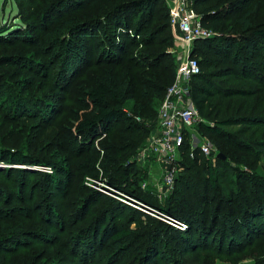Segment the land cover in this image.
Listing matches in <instances>:
<instances>
[{"label":"trees","instance_id":"trees-1","mask_svg":"<svg viewBox=\"0 0 264 264\" xmlns=\"http://www.w3.org/2000/svg\"><path fill=\"white\" fill-rule=\"evenodd\" d=\"M17 1L23 11L26 10L23 5L30 9L28 15L20 12L21 19L27 25L0 26V44L23 42L38 49L29 56L10 51L0 59V66L8 64L6 68L28 69L36 76H42L44 81L37 91L38 95L44 92L42 97L48 101L44 102L38 96L32 98L18 94L9 83L23 88L19 79L22 71L6 69L1 77L3 79H0V101L5 96L9 98L8 103L17 100L15 111L20 116L16 118L22 120L21 114L26 110L28 115L44 110L42 114L47 117L61 112L63 108L59 107L62 105L60 102L67 100L66 95L75 79L83 77L95 64L92 61L95 45L103 53L104 64L108 65L102 72L92 75L93 83L84 91L80 101L85 111L76 116H80L88 125L73 124L74 129L64 134L60 141L64 148L62 150L69 152L67 156H63L61 150L41 160L34 159L21 149H0V162L11 164L9 171L21 178L17 181L18 187L27 194L29 183L23 178L26 172L34 171L14 165L43 164L56 171L60 169L75 175L84 192L82 197L87 193L77 211V218L87 225L85 230L95 245L109 244L118 253L131 251L134 253L133 262L139 261V264H152L155 258L154 264H164V260L170 264H190L179 253L188 255L210 251L214 255L225 256L238 253L264 239V172L258 171L260 169L255 165L259 162V155L264 154V27L254 26L250 17L252 8L246 0H227V5L212 4L213 0H192L203 25L215 31L234 14H239L238 35L228 33L198 40L192 52L194 57L196 53L204 52L213 55L208 64L215 66V69L210 73L203 71L198 59L201 72L192 80V94L201 116L213 122L200 123V132L216 141L219 146L217 154L223 153L226 159L202 158L197 155L202 153L199 150L192 157L186 143L180 159L182 170L176 178L173 193L165 202H160L152 190L142 189L143 170L133 158L156 126L158 108L175 79L176 68L173 64H165L161 68L167 55L153 49H150V53H153L147 55L153 57L152 62L146 63L150 57H145L144 53H141L142 57L126 58L131 43L154 45L156 38L164 32L160 29L152 31L147 37L142 35L144 30H149L160 4L163 6L158 11L163 12V19H169L172 25L168 2ZM92 4L96 5V12L84 15L86 18L80 15L79 11L84 6ZM39 5H44V9L37 11L40 10L36 8ZM239 5H242V10L234 13ZM9 37L15 41L9 39L5 42ZM125 39L130 40V44ZM127 60H130L129 64ZM99 62L103 61L100 59ZM148 70L155 71L154 78L149 77ZM35 84L34 80L27 86ZM81 84L82 81L76 87ZM139 86L143 88L141 91ZM132 100L135 103L131 114L126 107ZM138 116L140 121L136 119ZM235 126H239L235 132L228 129ZM9 171H0V174ZM37 174L45 180V186H50L49 193L56 196L51 187V184H55V178L44 171ZM6 179L11 181L12 178L9 175ZM91 179L105 182L164 215L186 223L187 229L180 230L157 216L86 185ZM2 186L0 254L5 256L0 264H21L13 261V255L20 249L27 250L30 247L28 240H34L32 246L44 244L39 240L40 234L45 237L48 228L55 227L51 215L54 209L48 204L33 208L32 200H26L25 196L16 198L11 185L10 188ZM62 187L57 185L56 188L61 192ZM100 201L111 203L113 213L109 214V208L105 206L97 208ZM19 208L21 211L27 210L25 223L14 221V211ZM127 210H131L129 218L122 223L118 215ZM46 211L49 215L44 219L47 230L37 218L38 214L43 215ZM59 214L65 216V211L62 209ZM133 214L148 219L138 228L139 231L131 228L138 222ZM27 216L31 217L30 223H26L30 218ZM58 223L62 228L60 232L64 233L63 224L59 220ZM26 224L29 226L26 227ZM167 244L174 246V253L165 250ZM261 263L264 264V258ZM56 264H62L61 259Z\"/></svg>","mask_w":264,"mask_h":264},{"label":"rangeland","instance_id":"rangeland-1","mask_svg":"<svg viewBox=\"0 0 264 264\" xmlns=\"http://www.w3.org/2000/svg\"><path fill=\"white\" fill-rule=\"evenodd\" d=\"M165 2L167 3L168 0H165ZM246 2L248 3L249 7L252 8L250 17L253 19V23L255 24L254 26L264 27V0H246ZM228 3L229 1L227 0L212 1V4L217 5H227ZM162 6L163 5L160 4L158 6V10L161 9ZM23 8L26 10L23 11V9L19 7L17 0H0V26L5 25L6 27H12L13 25L17 24H24V26L26 27L27 24L21 19L20 12H23L24 15H28L30 13V9H27L25 5H23ZM36 8L40 9L37 11H41L44 9V5H39ZM238 9H240L241 11L242 5H239V8L237 7L234 10V13H238ZM158 10L151 21L149 30H144L142 32V35L147 37V35L151 34L152 31L157 32L160 29L164 32L156 38V44L154 45L145 44L144 46L143 44L137 42L131 43L126 59L132 56H141V53H144L145 57H150L149 59H147L148 61L146 63H149V61L152 62L153 57L147 55L152 54L153 52L151 51L150 53V49H153L154 51H160L161 53H165V55H167V58L163 62L161 68H163L165 64H173L175 65V68H177L179 50L177 51L176 49V39L179 37V32L177 31L175 26L170 25L169 19H163V12H160ZM96 11V5L92 4L89 6H84L79 11V13L84 17V15H90ZM238 16L239 14H234L226 24L220 26L219 30H214L217 35L228 33H234L238 35L240 31V24L237 21ZM134 28L135 25L134 27H132V29ZM9 39L14 40V38L9 37L7 40H5V42ZM126 41L130 44V40L127 39ZM157 43H160V45H157ZM37 49L38 48L29 46V44L23 42H15L13 45L9 42H6L4 44H0V59L4 57L5 54L10 53V51L13 54L29 56L33 55L32 53H36L35 50ZM102 54L100 53V48L96 47L95 45L93 54L94 60H92L95 64L85 72V75L83 77H78L77 79H75L74 84L69 89V92L66 95L67 100L65 101L64 99L62 102H60L62 105H59V107L61 106L63 109L59 113H52L50 117L42 114L44 110L41 112L35 111L32 115H28L29 112L28 110H26L21 114L23 117L21 118L22 120H20L19 118H16L20 116L15 111V108L17 107V100H15L13 103H8L9 98H7V96L2 98V100L0 101V149H21L25 154L31 155L34 159L39 158L41 160H46L53 153H55V151H61L62 149H64L63 144H60V141L63 139L64 134L74 129L73 124L81 123L84 126L88 125L87 122L82 121L80 116L77 117L76 115H79L80 113L85 111V107L82 105V103H80V101L82 99L84 91L89 89L93 83L92 75L98 74L102 72L105 67H108L107 64H104V58ZM195 57L201 60L203 71L210 73L215 69V66H210L208 64L209 59L213 57L211 53H196ZM100 59L103 62H99ZM129 62L130 60H127V64H129ZM6 66H8V64L0 66V79H3L1 77H3L6 69H10L11 72L14 70L22 71L19 79L21 80V85L23 86V88L15 87L11 82L9 84L18 92V94L22 93L24 97L35 98V96H38V99L42 98L44 102L48 101V99L42 97L45 94L44 92L38 95L37 91L38 86H41L44 81V78H42V76H36V73L28 69L22 70L19 67L14 66L6 68ZM122 67L120 66V68ZM145 71L147 72V70ZM156 71L160 72L161 70ZM154 72V70H148L149 77L154 78ZM34 80L36 81V84L34 86H27L28 84H30V82H34ZM81 81L82 84L76 87V85ZM142 89L143 88L139 86V90L141 91ZM135 100L137 102V98ZM134 103V100L128 103L126 110L129 113H131ZM101 113L105 112L101 111ZM138 118L140 117L138 116L136 119L138 120ZM203 119L204 122L213 124L211 120L206 119L204 116ZM196 128L197 131H200L198 125L196 126ZM228 129L232 132H235L239 129V126L231 127ZM204 137L212 141V143L215 145L216 151L219 150V146L217 145L216 141L210 139L208 136ZM61 152L63 153V156H67L69 153L64 150H62ZM197 155L202 156V158L206 157L202 153H198ZM195 156L196 154L194 155V157ZM258 160L259 162L255 165L256 167H259L260 170L258 171L264 172V170L261 171L262 168L264 169V154L259 155ZM14 166L34 171L31 173L26 172L23 178L29 183L28 193L26 194L22 188L18 187L17 181L21 178L17 175V173L9 171V168H11L12 165L4 162H0V171L9 172L0 174V185H3L2 187L7 188H10L11 185L14 189L16 198L25 196L26 200H32L31 203L33 208H38L43 204L52 206L54 211L51 213V215L53 216V225H55V227L51 228L50 226V228H48L49 232L45 237L43 236V234H40L41 239L39 240L44 244L32 246V241L34 240H28L30 241V247L27 250L20 249L19 251H17L12 257L13 261H17L21 264H56L58 262V259H61L62 264H139V261L133 262L134 253L131 251H120L118 253L109 244H105L103 246L95 245V242L91 239L88 231L85 230L87 225L84 222L79 221L77 218V211L81 207V202H83V198L87 194L86 193L82 197V194L84 192L81 189L79 178H76L75 175H71L69 172L64 173L60 169L56 171L51 166H46L43 164H19ZM65 167H67V164H65ZM36 171L47 172L49 175L55 178V184H51V187L54 188L56 196H52V194L49 193L50 186L47 187L44 185L45 180L40 175H38ZM9 175L12 178L11 181H8L6 179L7 177H9ZM89 181L91 182V180ZM102 183L104 185L102 184L101 187L104 190L110 191L107 188L109 185H107L105 182ZM57 185L63 186L61 192L57 190ZM86 185L91 186V184L87 182ZM103 189H101V192H103ZM106 194L111 195L117 199L121 198L120 195L116 192L110 191ZM0 203H3L2 198L0 200ZM104 206L109 208V214L113 213L111 203L100 201L97 208L101 209ZM62 209L65 211V216L59 214L61 213ZM35 211L36 210H34L33 212ZM130 212L131 210H127V212L119 214L118 216L120 217L118 219L122 221V223H124L128 220ZM26 214L27 210L24 209L21 211L20 208L17 209L16 211H14V221L18 220L22 223H25ZM133 216L136 220H138V222L137 224H133L131 228L134 230L137 229L139 231L140 229L138 228L144 225L148 219L146 218V216H142L140 214H133ZM165 216L162 215L161 218H159L174 226L173 223H170L171 221L168 220L167 216ZM45 217H49L47 211L43 215L42 213L37 215L39 224L46 228V225L44 223ZM58 220L61 221L63 227L65 228L64 233L60 232V229L62 228L60 227ZM28 221L26 223L31 222V217L28 219ZM28 226L29 224H26V227ZM162 236H164V238L167 237L165 235ZM78 240L79 242H77ZM46 241H48V243H45ZM167 245L168 246L164 247L165 250H169V253L171 254L174 253V246L169 244ZM263 253L264 239H260L238 253L225 256H220L217 254L214 255L210 251H197L188 255L179 253V255L184 261L190 264H262L261 260L264 258ZM58 255L59 258L57 257ZM4 256L5 254H0V261L4 258ZM156 260L157 259L155 258L152 264L156 263ZM164 264H170V262L164 260Z\"/></svg>","mask_w":264,"mask_h":264},{"label":"built area","instance_id":"built-area-1","mask_svg":"<svg viewBox=\"0 0 264 264\" xmlns=\"http://www.w3.org/2000/svg\"><path fill=\"white\" fill-rule=\"evenodd\" d=\"M168 4L171 24L179 32L176 39V49L179 50L176 75L158 108L156 126L151 129L133 158L143 170L142 189L152 190L160 202H165L175 189L176 178L182 170L180 159L186 143L189 144L192 157L199 150L208 158L213 160L218 158L212 141L196 130V126L204 122V119L195 106L192 94V80L201 72L199 60L192 56L194 45L196 41L211 38L217 33L203 25L192 0H168ZM89 184L100 191L103 189L102 182L91 179ZM107 188L118 193L123 202L134 205L148 214L160 218L164 215L135 197L110 186ZM104 191L110 192L103 189ZM167 218L180 230H186L188 227L184 222L168 216Z\"/></svg>","mask_w":264,"mask_h":264},{"label":"water","instance_id":"water-1","mask_svg":"<svg viewBox=\"0 0 264 264\" xmlns=\"http://www.w3.org/2000/svg\"><path fill=\"white\" fill-rule=\"evenodd\" d=\"M218 157L222 158V159H226V156L223 153H219Z\"/></svg>","mask_w":264,"mask_h":264}]
</instances>
